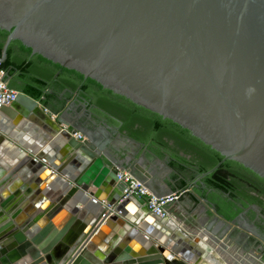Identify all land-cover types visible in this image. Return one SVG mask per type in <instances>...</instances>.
I'll list each match as a JSON object with an SVG mask.
<instances>
[{
    "label": "water",
    "instance_id": "water-1",
    "mask_svg": "<svg viewBox=\"0 0 264 264\" xmlns=\"http://www.w3.org/2000/svg\"><path fill=\"white\" fill-rule=\"evenodd\" d=\"M0 28L9 32L0 63L11 41L19 40L31 54L95 80L219 152L222 160L195 184L226 160L264 179V0H0ZM78 106L72 102L54 114L18 91L0 107L1 157L23 120L40 129L43 141L62 140L47 145V151L56 148L47 159L27 154L17 174L1 169L0 264H206L216 252L231 258L226 242L234 225L264 240L248 209L226 220L200 198L212 215L193 228L208 234L210 245L178 218L154 215L142 196H126L118 170L152 192L150 169L138 161L129 165L130 156L112 158L106 145L113 134L130 152L141 143L98 126L87 105L80 114ZM32 160L35 170L20 175ZM87 197L95 205L106 200L114 213L101 205L96 215L86 214ZM132 202L140 209L138 220L128 212ZM145 217L156 219L161 235L133 247L134 225Z\"/></svg>",
    "mask_w": 264,
    "mask_h": 264
},
{
    "label": "trees",
    "instance_id": "trees-1",
    "mask_svg": "<svg viewBox=\"0 0 264 264\" xmlns=\"http://www.w3.org/2000/svg\"><path fill=\"white\" fill-rule=\"evenodd\" d=\"M8 33L0 28V53ZM0 69L11 89L38 100L51 113L60 114L74 98L84 101L107 123L119 126L121 132L140 142L149 154L167 156L177 190L185 192L194 186L200 198L213 204L226 220H233L246 209L247 217L254 220L252 205L264 214V179L238 162L226 160L200 184L194 183L223 157L171 120L114 94L91 78L84 79L75 70L31 54V49L19 40L9 44ZM261 221L256 225L264 234V219Z\"/></svg>",
    "mask_w": 264,
    "mask_h": 264
},
{
    "label": "crops",
    "instance_id": "crops-1",
    "mask_svg": "<svg viewBox=\"0 0 264 264\" xmlns=\"http://www.w3.org/2000/svg\"><path fill=\"white\" fill-rule=\"evenodd\" d=\"M77 103L79 105L77 107L78 110L83 111L82 108L83 103L82 102H77ZM75 109L76 108H72V111H70V113H74ZM41 136L42 135L40 133V129L32 125L27 120H23L18 126H16L15 131L12 133L11 137H9V142H7L4 148V151H7L6 153L8 154V157H11L13 161L7 158L6 161L9 166L8 167L2 166L3 169L8 173L15 172L14 174H17L19 167L21 166L23 161L26 160L25 158L27 154H32V156L38 158L39 156L41 157L42 154L44 157L47 158L51 157V155L53 154L56 148H52L51 151L50 150L47 151L46 150L47 145H50L52 147H57V146L51 140L49 141L50 144L43 141ZM128 146L129 144L126 141L117 140L116 138L112 137L111 140H109L108 144L106 145V149L108 150L110 155H112V158H115L116 160H124L126 156H130L132 160L131 162L128 163L129 165L138 161L141 162V164H143L145 167H148L150 169L149 173L151 174V177L153 179L152 185L154 190L152 192L154 194L167 196L174 193L175 194L181 193L178 200L173 201L166 206L169 216L173 218L176 217V219L178 218V220L182 224H184L187 228L191 229V231L193 232H197L199 230L198 228H193V227L201 225V223L205 221L207 223L208 219L206 215H209L210 217L212 215V209L207 205L206 202H204L202 199H200V197H198L200 195H198V193L194 191L195 189L194 186L188 188L185 192H180L179 190H177L176 181L172 177L173 169L169 166V159L167 156H165L164 158H160L161 162H158L157 156L154 154H149V151L146 148H144L143 145L142 147L131 145L130 146V149L132 150L131 152L127 149ZM13 147L17 148V150L21 152L22 155H20V157L16 156L17 154H15L14 152L15 149ZM143 155L144 157H142ZM6 161L3 157L0 156V163L3 162L4 165H6ZM92 189L94 190V188ZM106 196L108 195L105 194V197ZM87 198L90 200L91 197H87ZM96 202H97L96 203L97 208L94 211H92V209L96 205L93 202L89 203L90 206L87 205L85 206L81 204L75 206L78 209L88 207V211L86 212V214L92 212L96 215L97 212L100 210V208H102L101 205L106 206V200L103 202L100 201V203L99 201ZM131 204H132L131 207L136 208V210H132L130 208L128 212L131 213L132 217L138 220L139 219L138 216L140 215V209L136 205V203L132 202ZM155 224H156L155 218H152L151 221H148L147 217H145L141 221H139L138 225H134V229L136 230L137 233L131 236V242H130L131 246L142 247L143 243L148 242L149 244H151V239L156 240L155 238L156 235H161V233L156 228ZM147 230H150V233L147 234L145 232ZM232 233H233L232 238L230 239L229 242H226L232 251L231 254L232 259L229 258L228 261L231 260L233 261V259H235L237 264H264L263 239L255 237L250 233H247L242 228H239L236 225L233 226ZM243 233L247 235L243 237ZM202 242H206V241L202 240ZM166 252L168 254V249ZM210 258L214 260V262H211ZM205 259H206L205 260L206 264L207 263L216 264L215 261H217L218 263L219 261L223 263L222 256H219L217 252L215 254H211L210 256L208 255ZM200 264L202 263L200 262ZM231 264H233V262Z\"/></svg>",
    "mask_w": 264,
    "mask_h": 264
},
{
    "label": "built area",
    "instance_id": "built-area-1",
    "mask_svg": "<svg viewBox=\"0 0 264 264\" xmlns=\"http://www.w3.org/2000/svg\"><path fill=\"white\" fill-rule=\"evenodd\" d=\"M18 91L11 89L6 80H4V72L0 69V107L10 105L16 98ZM73 136L79 140L84 137L79 132H74ZM118 177L120 180L126 183L124 194L131 195L137 194L142 196L146 200V204L151 212L159 217H165L168 215L166 206L173 201L179 199V194H170L163 197L155 196L144 184L134 178L127 170H118ZM106 209L114 213L113 206H109L106 203Z\"/></svg>",
    "mask_w": 264,
    "mask_h": 264
},
{
    "label": "bare ground",
    "instance_id": "bare-ground-1",
    "mask_svg": "<svg viewBox=\"0 0 264 264\" xmlns=\"http://www.w3.org/2000/svg\"><path fill=\"white\" fill-rule=\"evenodd\" d=\"M60 141H57V139L56 140H52V142L53 143H56L57 145H60L61 144V142H62V140L61 139H59ZM6 145V144H5ZM5 145L3 146V148H2V152H3V155H2V157L5 159V161H6V159L7 158H9L10 160H12L13 161V159H11V157H8V154L6 153L7 151H4V148H5ZM14 149H15V154H17L16 156H19L20 157V155H22L21 154V152L20 151H18L17 150V148H15V147H13ZM42 158L44 157L43 156V154H42V156H41ZM23 158H24V156H23ZM44 159H47V157H44ZM29 162V164H28V166L26 167V168H24L23 170H21L20 171V175H22V176H24V175H26L28 172H30V171H34L35 170V168L38 166V164H37V162H35V161H28ZM2 166H9L8 165V163H7V161H6V165H4V163L3 162H1L0 163V174H1V169H3V167ZM131 209L132 210H136V208H132L131 207ZM193 232V231H192ZM196 234H197V236H200V239H202V240H204V241H206V243H208V244H213L214 242L212 241V239H211V237H209V235L208 234H206L202 229H199L197 232H195ZM210 244V245H211ZM215 249V248H214ZM215 251H216V249H215ZM166 254H167V252H166ZM253 254V253H252ZM168 255V254H167ZM246 255V254H245ZM238 258V257H237ZM211 259V258H210ZM222 259H223V257H222ZM221 259V260H222ZM232 259V258H231ZM211 262H214V260H210ZM226 261V262H225ZM216 262V264H229V261L228 260H224L223 259V263L222 262H220L219 261V263L217 262V261H215Z\"/></svg>",
    "mask_w": 264,
    "mask_h": 264
},
{
    "label": "flooded vegetation",
    "instance_id": "flooded-vegetation-1",
    "mask_svg": "<svg viewBox=\"0 0 264 264\" xmlns=\"http://www.w3.org/2000/svg\"><path fill=\"white\" fill-rule=\"evenodd\" d=\"M76 99H73V100H70V101H68V105L70 104V103H72V102H74ZM76 102V101H75ZM81 102V101H80ZM77 103V102H76ZM82 103H85L84 101L82 102ZM86 104V103H85ZM87 105V104H86ZM87 107H88V105H87ZM88 113L92 116V118L96 121V123L98 124V126L99 125H101V124H107V125H109L110 127H111V129H112V131H120L119 130V126H115V125H110L109 123H107V121L104 119V118H102V117H100L99 115H97V114H95L92 110H91V108L90 107H88ZM78 113L80 114V113H82V111H79L78 110ZM83 117V116H82ZM84 117H87L86 115H84ZM83 117V118H84ZM84 119H86V118H84ZM121 132V131H120ZM116 133H118V132H116ZM122 133V135H124L123 137H129L128 135H126V133L125 132H121ZM101 134H100V132H96V138L97 139H99L101 136H100ZM113 137L114 138H117V136H116V134H113ZM129 138H131V137H129ZM118 140H120V139H118ZM104 142V141H103ZM261 219H264V214H262V213H260V212H257L256 213V217H255V219H254V223L256 224V222H259V221H261ZM262 222V221H261ZM263 224V223H262ZM260 229V228H259ZM261 230V229H260Z\"/></svg>",
    "mask_w": 264,
    "mask_h": 264
},
{
    "label": "rangeland",
    "instance_id": "rangeland-1",
    "mask_svg": "<svg viewBox=\"0 0 264 264\" xmlns=\"http://www.w3.org/2000/svg\"><path fill=\"white\" fill-rule=\"evenodd\" d=\"M257 213V212H256Z\"/></svg>",
    "mask_w": 264,
    "mask_h": 264
}]
</instances>
